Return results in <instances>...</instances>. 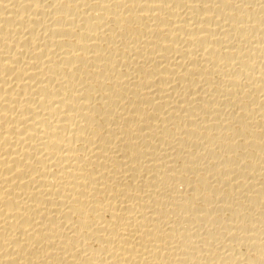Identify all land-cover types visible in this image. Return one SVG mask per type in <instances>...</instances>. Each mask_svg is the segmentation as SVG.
<instances>
[{
	"label": "bare ground",
	"instance_id": "6f19581e",
	"mask_svg": "<svg viewBox=\"0 0 264 264\" xmlns=\"http://www.w3.org/2000/svg\"><path fill=\"white\" fill-rule=\"evenodd\" d=\"M0 264H264V0H0Z\"/></svg>",
	"mask_w": 264,
	"mask_h": 264
}]
</instances>
